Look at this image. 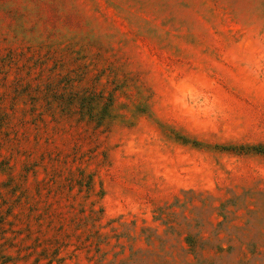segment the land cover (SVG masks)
<instances>
[{"label": "rangeland", "instance_id": "obj_1", "mask_svg": "<svg viewBox=\"0 0 264 264\" xmlns=\"http://www.w3.org/2000/svg\"><path fill=\"white\" fill-rule=\"evenodd\" d=\"M0 264H264V0H0Z\"/></svg>", "mask_w": 264, "mask_h": 264}]
</instances>
